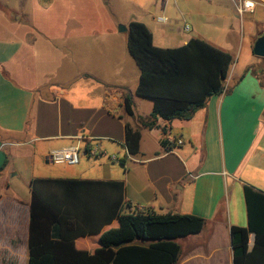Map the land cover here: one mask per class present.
Masks as SVG:
<instances>
[{
    "label": "crops",
    "instance_id": "crops-1",
    "mask_svg": "<svg viewBox=\"0 0 264 264\" xmlns=\"http://www.w3.org/2000/svg\"><path fill=\"white\" fill-rule=\"evenodd\" d=\"M245 1L252 12L240 11ZM132 22L145 24L157 47L199 38L235 61L263 34L264 0H0V264H27L35 178L124 181L133 206L206 219L200 234L179 240L178 264H234L231 229L248 226L244 186L264 192V83L248 71L264 58L253 52L261 60L249 55L234 64L225 90L190 120L160 119L159 127L144 128L153 102L136 95L140 70L128 30H120ZM127 95L133 116L124 108ZM127 124L141 129L136 157L125 147ZM174 138L183 144H172ZM79 139L80 166L65 177L14 167L40 157L53 164L51 150ZM96 143L101 152L90 154L87 146ZM17 179L28 197L15 191ZM254 240L252 234L250 250ZM76 243L97 248L95 238Z\"/></svg>",
    "mask_w": 264,
    "mask_h": 264
},
{
    "label": "trees",
    "instance_id": "trees-1",
    "mask_svg": "<svg viewBox=\"0 0 264 264\" xmlns=\"http://www.w3.org/2000/svg\"><path fill=\"white\" fill-rule=\"evenodd\" d=\"M128 48L140 70L136 95L153 102L150 117L141 120L148 129L159 127L160 119L190 120L225 90L234 65L230 53L199 38L177 48L157 47L140 22L128 26ZM258 68L248 71L263 84L264 69L257 74ZM124 108L134 115L130 95ZM141 138L140 128L126 125L130 156L140 154ZM120 163L125 165V159ZM31 194L27 264H178L179 240L200 234L207 223L195 215L133 206L125 182L118 180L35 178ZM244 195L248 226L231 229L234 264H264V192L246 184ZM84 238L97 240L93 252L77 247L76 241Z\"/></svg>",
    "mask_w": 264,
    "mask_h": 264
},
{
    "label": "rangeland",
    "instance_id": "rangeland-1",
    "mask_svg": "<svg viewBox=\"0 0 264 264\" xmlns=\"http://www.w3.org/2000/svg\"><path fill=\"white\" fill-rule=\"evenodd\" d=\"M262 30L264 31V27H262ZM242 31H243V28H242ZM247 31V30H246ZM253 52L252 51H247V46L245 45V47L243 48L242 51L239 52V55L236 57L235 59V65L236 64H239V67L243 64V62L248 59V56L251 55L253 59L255 60H261V59H258L256 57H253L254 55L252 54ZM260 62L258 65V70H257V74H260L262 71H261V68L264 69V65H263V62L261 61H258ZM9 150V149H8ZM7 150V151H8ZM83 163H81V166H82ZM78 166L80 165H67V164H64V165H58V164H46V159L45 158H37L35 160V163L34 165L30 162V161H26V163L24 162H18L17 160L14 162V167H17L19 168V170L21 171L22 174H28V173H31V172H34L35 175H41V176H44V177H57V176H60V177H65V176H61L63 175L64 173H68V172H72V171H76L78 169ZM15 184H14V188H15V191L21 196V197H28V188L27 186L22 182L20 181V179H17L14 181ZM118 224L116 223L115 226H117Z\"/></svg>",
    "mask_w": 264,
    "mask_h": 264
},
{
    "label": "built area",
    "instance_id": "built-area-1",
    "mask_svg": "<svg viewBox=\"0 0 264 264\" xmlns=\"http://www.w3.org/2000/svg\"><path fill=\"white\" fill-rule=\"evenodd\" d=\"M254 4L250 1H245L243 6L240 7V11L243 12L245 10L253 11ZM158 22L167 23L168 19L165 16H160L158 18ZM82 139H79L78 143L74 146L62 149H54L51 150L48 154V160L53 164L58 165H78L81 159V155L83 153V148L81 147ZM170 142L174 145H182L183 141L181 139H171ZM90 154H99L101 152V144L96 143L92 148L90 147ZM113 161H118L117 157L113 158Z\"/></svg>",
    "mask_w": 264,
    "mask_h": 264
},
{
    "label": "water",
    "instance_id": "water-1",
    "mask_svg": "<svg viewBox=\"0 0 264 264\" xmlns=\"http://www.w3.org/2000/svg\"><path fill=\"white\" fill-rule=\"evenodd\" d=\"M120 30L125 32L128 29L125 26H120ZM253 52L255 56L259 58H264V34L258 36L253 47Z\"/></svg>",
    "mask_w": 264,
    "mask_h": 264
}]
</instances>
